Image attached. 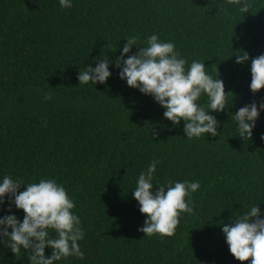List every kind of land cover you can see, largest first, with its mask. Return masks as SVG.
<instances>
[{
  "label": "trees",
  "instance_id": "1",
  "mask_svg": "<svg viewBox=\"0 0 264 264\" xmlns=\"http://www.w3.org/2000/svg\"><path fill=\"white\" fill-rule=\"evenodd\" d=\"M248 2L241 13L227 0H72L71 8L59 0H0V182L5 175L26 184L55 179L74 200L84 259L55 264H241L222 227L254 204L264 218V109L252 137L241 138L234 119L240 107L264 102V89L250 90L251 60L264 54V0ZM152 34L173 42L188 65L204 61L214 78L218 71L230 92L223 112H209L219 136L188 139L185 122L173 126L114 63L104 84L79 85L80 69L103 56L115 61L131 36L139 38L136 53ZM243 51L249 60L237 64ZM199 103L207 110L208 97ZM160 158L154 184L200 182L193 212L182 213L163 239L138 231L147 217L132 194L140 173ZM9 206L5 197L0 219L15 215L22 223L23 210ZM0 264H30L29 253L15 256L0 242Z\"/></svg>",
  "mask_w": 264,
  "mask_h": 264
},
{
  "label": "clouds",
  "instance_id": "2",
  "mask_svg": "<svg viewBox=\"0 0 264 264\" xmlns=\"http://www.w3.org/2000/svg\"><path fill=\"white\" fill-rule=\"evenodd\" d=\"M59 3L62 8L72 7V0H59ZM227 3L241 5V0H227ZM251 7L248 0H244L239 11L248 13ZM138 39L128 37L115 61L103 56V59H97L95 67L80 69L79 85L89 82L104 84L112 74L109 67L114 63L121 69L120 78L126 80L129 87L151 96L165 109L163 116L173 126H178L181 120L185 122L183 131L188 139L200 138L204 134L219 136L220 124L209 112H223L230 92L226 93L218 71L214 78L207 73L204 61L193 60L188 65L173 42L161 41L156 34L146 38L147 46L138 47V51L132 53L133 46H140ZM248 60V53L243 51V54L236 55L235 62L242 64ZM250 71V90L255 94L264 89V54L252 58ZM202 94L208 97L207 110L199 103ZM44 99L51 100V93ZM260 109H264V102L258 107L257 102L252 101L234 114L241 138L252 137ZM153 135L156 134L153 132ZM162 161L163 158L150 162L147 170L140 173L132 192L139 203V211L147 217L138 231L148 237L159 234L161 239L174 235L182 213L193 212L192 194L200 188L199 181L188 180L154 184L157 165ZM24 185L25 190L19 191ZM154 185H159L155 191ZM5 197L10 205L9 212L14 204L25 213L22 223L15 215L0 219V236L7 238L0 242L5 243L15 256L23 249L29 253L30 264H55L70 256L84 259L78 243L84 239L81 220L72 212L75 202L63 185L48 178L26 184L21 179L5 175L0 182V205L5 203ZM222 231L230 253L241 264L249 260L250 264H264V218H261L258 204L232 218L231 223L223 225ZM50 232L55 233L54 238L50 237ZM46 247L52 249L50 257L45 256Z\"/></svg>",
  "mask_w": 264,
  "mask_h": 264
}]
</instances>
